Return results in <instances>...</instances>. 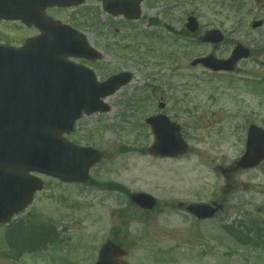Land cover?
Returning <instances> with one entry per match:
<instances>
[{"label": "rangeland", "instance_id": "1", "mask_svg": "<svg viewBox=\"0 0 264 264\" xmlns=\"http://www.w3.org/2000/svg\"><path fill=\"white\" fill-rule=\"evenodd\" d=\"M140 7L138 20L131 21L107 13L97 0L53 11L101 54L89 64L98 80L120 71L132 79L105 98L107 112L82 116L64 134L100 157L84 182L37 175L42 189L0 225V264H91L106 240L126 251L127 264H264V160L221 173L243 153L247 126L264 128V0H143ZM190 13L199 23L192 34L185 29ZM255 20L261 25L254 29ZM212 28L223 42H199ZM0 32L31 31L2 23ZM237 42L249 47L250 56L234 72L190 65L209 53L227 57ZM158 112L178 125L184 154L147 152L153 135L144 120ZM109 183L145 192L157 205L144 212L126 192L102 186ZM199 202L221 208L199 220L185 211ZM32 236L49 237L47 248L28 249Z\"/></svg>", "mask_w": 264, "mask_h": 264}, {"label": "water", "instance_id": "2", "mask_svg": "<svg viewBox=\"0 0 264 264\" xmlns=\"http://www.w3.org/2000/svg\"><path fill=\"white\" fill-rule=\"evenodd\" d=\"M10 7H0V17L33 23L41 35L29 39L23 48L0 58V84L9 90L0 102V130L9 133L11 145L4 154L3 174L0 176V222H6L21 210L39 190L42 182L30 172L56 176L66 181H83L91 163L98 158L94 150L71 144L62 133L71 130L82 111L107 109L100 98L111 94L130 80L122 72L98 83L93 72L83 66L65 61L67 54L99 57L84 37L59 21L45 15L46 6L76 5L83 0H5ZM103 8L112 14L136 19L141 0H101ZM4 0H0V4ZM256 25V24H254ZM189 31L197 29L193 16L187 19ZM222 35L210 30L203 41L218 42ZM248 56L241 45L227 59L213 55L196 58L191 65L201 64L211 70H233L236 62ZM1 90V89H0ZM2 91V90H1ZM152 127L155 142L149 152L161 156L182 153L186 145L174 134L177 130L163 115L146 119ZM264 158V130L255 125L247 129L245 151L228 171L251 168ZM131 200L145 209L155 205V199L136 193ZM217 207L208 204H189L186 210L199 219L211 217ZM125 252L107 241L99 250L93 264H122L115 260Z\"/></svg>", "mask_w": 264, "mask_h": 264}, {"label": "flooded vegetation", "instance_id": "3", "mask_svg": "<svg viewBox=\"0 0 264 264\" xmlns=\"http://www.w3.org/2000/svg\"><path fill=\"white\" fill-rule=\"evenodd\" d=\"M65 9H69L68 8H58V7H47L45 9V13L50 15L53 18H58L53 14L54 10H65ZM60 19V18H58ZM63 23H66V21L60 19ZM2 23H15L17 25H20L23 29H27L30 30L31 32L29 33V35L26 36H21V35H16V34H6V33H2L0 32V56H4V49L6 48H18L23 46V44L25 43V41L30 38L33 37L35 35H37L39 33V31L34 27V26H26L24 24H22L20 21H8V20H0V24ZM70 24V22L68 23ZM69 60L77 62V63H81L84 65H89L91 64V62L93 61H89V60H85V59H76V58H69ZM164 107V105H163ZM9 141L7 139H3L0 137V153L1 151L4 150V147L7 145L8 146Z\"/></svg>", "mask_w": 264, "mask_h": 264}, {"label": "trees", "instance_id": "4", "mask_svg": "<svg viewBox=\"0 0 264 264\" xmlns=\"http://www.w3.org/2000/svg\"><path fill=\"white\" fill-rule=\"evenodd\" d=\"M45 242H47V241L43 240V244H44Z\"/></svg>", "mask_w": 264, "mask_h": 264}]
</instances>
